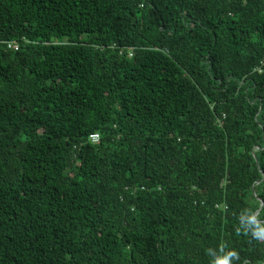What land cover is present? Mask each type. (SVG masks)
<instances>
[{"label":"trees","instance_id":"trees-1","mask_svg":"<svg viewBox=\"0 0 264 264\" xmlns=\"http://www.w3.org/2000/svg\"><path fill=\"white\" fill-rule=\"evenodd\" d=\"M221 261L264 264V0H0V264Z\"/></svg>","mask_w":264,"mask_h":264},{"label":"built area","instance_id":"built-area-1","mask_svg":"<svg viewBox=\"0 0 264 264\" xmlns=\"http://www.w3.org/2000/svg\"><path fill=\"white\" fill-rule=\"evenodd\" d=\"M8 48L9 49H13V50H17L18 49V46L11 43V44H8ZM99 140V136L98 135H92L90 138H89V141L93 144L97 143Z\"/></svg>","mask_w":264,"mask_h":264},{"label":"clouds","instance_id":"clouds-1","mask_svg":"<svg viewBox=\"0 0 264 264\" xmlns=\"http://www.w3.org/2000/svg\"><path fill=\"white\" fill-rule=\"evenodd\" d=\"M233 255H235V254H233ZM220 264H225V262L224 261H221Z\"/></svg>","mask_w":264,"mask_h":264}]
</instances>
